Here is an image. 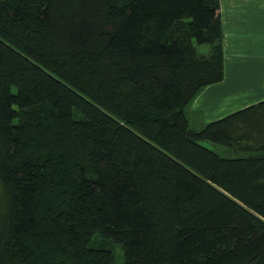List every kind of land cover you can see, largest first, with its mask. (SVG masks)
<instances>
[{
    "label": "trees",
    "instance_id": "trees-1",
    "mask_svg": "<svg viewBox=\"0 0 264 264\" xmlns=\"http://www.w3.org/2000/svg\"><path fill=\"white\" fill-rule=\"evenodd\" d=\"M224 78L221 0H0V264H264V100L188 116Z\"/></svg>",
    "mask_w": 264,
    "mask_h": 264
},
{
    "label": "crops",
    "instance_id": "crops-1",
    "mask_svg": "<svg viewBox=\"0 0 264 264\" xmlns=\"http://www.w3.org/2000/svg\"><path fill=\"white\" fill-rule=\"evenodd\" d=\"M221 7L225 78L191 104L194 130L264 100V0H221Z\"/></svg>",
    "mask_w": 264,
    "mask_h": 264
},
{
    "label": "rangeland",
    "instance_id": "rangeland-1",
    "mask_svg": "<svg viewBox=\"0 0 264 264\" xmlns=\"http://www.w3.org/2000/svg\"><path fill=\"white\" fill-rule=\"evenodd\" d=\"M201 50L203 52H207L209 50V47L203 46L201 47ZM190 122H192V118L189 117ZM195 124V121H193ZM194 130V129H193ZM201 129H198L196 131H199ZM204 145L214 151H216L221 156H227V154L224 152L226 148L213 144L211 142H205ZM91 248H100V249H109L111 250L115 255V263L114 264H125V258H124V251L122 248L121 243L114 242L111 239L104 238L100 234H94L91 242H90Z\"/></svg>",
    "mask_w": 264,
    "mask_h": 264
}]
</instances>
